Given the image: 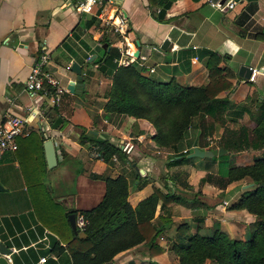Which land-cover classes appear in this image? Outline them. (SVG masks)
<instances>
[{"label":"crops","instance_id":"0c3cea01","mask_svg":"<svg viewBox=\"0 0 264 264\" xmlns=\"http://www.w3.org/2000/svg\"><path fill=\"white\" fill-rule=\"evenodd\" d=\"M74 1L0 0V119L4 112L11 111L29 120V132L37 131L44 139L50 138L55 149V164L45 165L42 178L53 202L40 210L37 204L33 205L27 187L29 169L33 168L26 157L28 149L21 145L0 156V242L10 248L3 255L7 263L71 264L65 249L72 230L68 220L70 210L95 205L104 191L103 177L118 174H125L129 180L127 201L151 214V220L159 225L157 217L163 209L155 189L178 192L184 197L198 193L199 197L187 203H168L171 222L155 237L162 252L149 253L146 245L138 243L116 253L107 264H178L168 246L169 240L175 238L176 227L185 222L191 229L198 227L199 233L219 228L231 237L235 232L238 234L250 224L251 215L243 209L231 208L230 204L246 179L227 182L217 172L218 160H211V156L167 164L169 152L154 144V128L144 118L124 114L116 123L107 121L102 107L110 78L100 72L101 61L97 59L103 60L104 53L107 54L103 52L104 35L109 46L119 52L113 59L117 64H123L121 61L129 59L131 53L133 59L129 64L140 66L142 74L158 80L174 78L183 86H197L207 82V56L198 55L201 49H210L220 56L218 65L231 82L229 88L216 95L226 98L228 107L223 112V123L211 131V136L218 140L225 128L240 124L251 135L254 113L264 100V0H235L232 7L221 9L212 6L210 0H172L163 21L152 16L160 5H147L146 0H113L101 9L102 19L96 13L77 11ZM118 15L126 21L123 31L114 30L111 23L105 22L106 18ZM90 16H95L99 23L85 28L83 22ZM164 38L168 44L161 49ZM63 41L79 57L87 54L82 63L63 46ZM136 47L138 54L134 56ZM41 52L49 57L44 70L63 89L55 103L53 87L46 95H30L24 88L28 69ZM73 60L80 65L82 85L70 92L66 85L76 77L69 69ZM240 65L257 67L260 72L253 81H248L238 74ZM30 106L40 113L30 117L26 109ZM51 106L64 119L61 127H52L48 122L46 112ZM211 121V116H204L205 124ZM81 132L83 136L105 135L119 148L128 140L132 144L129 153H125L128 162L123 163L116 155L110 158L111 162L91 156L90 151L94 146L97 149V145L88 140L80 142ZM193 132L189 129L190 134ZM206 136L210 134H205L204 140ZM197 146L210 147L198 143ZM233 152L256 154L246 148ZM243 163L248 162L235 164ZM201 177L205 180L199 184ZM224 193L230 197H223ZM239 234L244 235L245 231ZM169 252L173 258L167 255Z\"/></svg>","mask_w":264,"mask_h":264},{"label":"trees","instance_id":"16d2710c","mask_svg":"<svg viewBox=\"0 0 264 264\" xmlns=\"http://www.w3.org/2000/svg\"><path fill=\"white\" fill-rule=\"evenodd\" d=\"M171 1L146 0V3L160 5L155 13L152 12V16L158 21H163L165 10ZM98 23L99 20L95 16H90L84 20L83 26L87 28ZM101 39L106 42L103 52L107 54L104 53L103 60L97 59L101 61L98 69L110 78L107 98L102 107L104 118L116 123L119 117L129 114L148 120L154 128V144L169 152V165H177L182 159L188 158L187 153L191 151L194 140L207 147L205 134L211 135V131L223 123V112L228 107L226 98L216 96L231 85L218 65L220 56L210 49H201L198 56H207V82L197 86H183L174 78L158 80L152 75H144L142 68L135 63L117 64L113 60L119 55L117 48L109 46L104 35ZM62 44L73 53L79 63L87 56L82 54L83 57H79L66 41ZM45 88L47 94L52 92L50 86ZM205 115L212 118L208 125L204 122ZM46 116L52 127L63 125L64 119L56 113L53 106L46 112ZM253 121L251 135L243 124L236 128H225L217 144L223 147L225 152L209 157L211 160H218L217 172L227 182L246 179L247 182L253 183L242 188L230 204L231 208L243 209L254 216L249 237L234 238L219 228H214L209 235L199 233L198 227L187 232V223H182L176 227L175 238L169 240L168 246L176 256L178 264H264V187L260 185L261 182L264 183V100L259 103ZM189 129L194 132L190 134ZM78 138L80 142H95L97 150L106 162H111L112 154L123 163L128 162L125 153L105 135L95 136L87 133L83 136L81 132ZM43 140V135L37 131L16 137L17 148L23 145L28 149L26 157L33 168L29 169L27 187L33 205L37 204L39 210L53 202L48 187L42 183L46 169ZM245 148L256 151L251 162L221 167L228 152ZM204 180L205 178L201 177L199 182ZM103 182L102 197L95 205L70 210L74 216L81 213L86 220L83 229L85 236L82 237L67 225L70 237L66 239L65 249L71 258V264H107L116 253L138 243L146 245L149 253L162 252L163 248L155 242V237L165 227H169L171 222L167 205L170 202L187 203L188 199L178 192H160L155 189L163 209V213L157 217L161 223L159 225L151 220V214L144 213L127 201L129 180L125 174L103 177ZM65 222L67 224V221Z\"/></svg>","mask_w":264,"mask_h":264},{"label":"built area","instance_id":"2783aa9c","mask_svg":"<svg viewBox=\"0 0 264 264\" xmlns=\"http://www.w3.org/2000/svg\"><path fill=\"white\" fill-rule=\"evenodd\" d=\"M113 2V0H75L74 7L77 11L87 12V13H96L98 14L101 19L104 18L102 16L101 9L108 3ZM235 3V0H228L221 4L217 2H211L210 4L214 7L221 9L223 6L232 7ZM101 11V12H100ZM116 18V20H115ZM105 22H109L114 26V30L123 31L126 27L125 19L118 15L114 16V19L106 18ZM130 58L121 61L123 64H129L132 62L133 56L131 53L129 54ZM48 54L45 52L39 53L34 62L28 69L24 80V88L26 92L30 95H35L37 93L46 95L47 89L45 86L53 87V103L57 102L59 99L60 94L62 93L63 89L58 86L57 80L51 76L46 70H44V65L48 60ZM119 61L118 59H116ZM250 73L246 80L253 81L255 76L260 71L257 67L249 66ZM28 109V115L30 117L40 113L39 110L34 109L32 106L26 107ZM27 119L22 118L21 116L11 112L6 111L4 112L2 118L0 119V156L4 151H13L17 148L16 137L21 135H26L30 131V126L28 124ZM206 141L208 145H211L213 140H217L215 137L206 136ZM132 144L128 140L123 142L120 146V149L124 153H129L131 150ZM184 151V149H183ZM91 156L102 158L99 151L94 146L90 151ZM115 154L111 155V158H114ZM86 220L82 216L81 213H77L74 216V224L75 228L78 231H82L84 229ZM42 259V258H41Z\"/></svg>","mask_w":264,"mask_h":264},{"label":"water","instance_id":"95a60500","mask_svg":"<svg viewBox=\"0 0 264 264\" xmlns=\"http://www.w3.org/2000/svg\"><path fill=\"white\" fill-rule=\"evenodd\" d=\"M210 1L211 2H217L218 4H221L225 0H210ZM135 43H136V46H138L137 40L135 41ZM167 44H168V40L166 38H164L162 40V42L160 43V48L164 49L167 46ZM137 54H138V50L136 47V49L133 52V55L137 56ZM92 57H93V55L91 57H89L88 60L90 61L92 59ZM69 69L76 74V77L74 80L67 83L66 88L70 92H73L74 90L81 88L82 73H81L79 63H77L75 60H73L70 63ZM249 73H250V67L249 66H246V65H240L239 66V68H238V74L239 75L247 78ZM42 146H43V152H44L46 166L51 167L55 164V149H54L53 142L51 141L50 138H45L42 141ZM224 151H225V149L223 147L200 149L197 146L196 140H194L192 142V145H191V151L189 153H187V157H194V156L203 157V156L220 155V154L224 153ZM134 168L138 171H141V169L137 168L136 166ZM252 184H253L252 182H246L242 186L244 188V187H249ZM260 185L264 187L263 182H261ZM1 188H2V186L0 185V189ZM68 220H69V224H70L71 229L74 232H77V230L75 228V224H74V214L73 213L68 214ZM77 234L79 237L85 236V232L83 230L78 231ZM9 252H10V248L8 246H6L5 244H3L2 242H0V264H8L5 256H3V255L8 254Z\"/></svg>","mask_w":264,"mask_h":264},{"label":"rangeland","instance_id":"374dc122","mask_svg":"<svg viewBox=\"0 0 264 264\" xmlns=\"http://www.w3.org/2000/svg\"><path fill=\"white\" fill-rule=\"evenodd\" d=\"M210 137H212L211 135H210ZM206 140V139H205ZM219 140V139H218ZM218 140H213L214 142H212V144L210 145V146H214V147H216L217 146V144H218ZM253 155H252V153H246L245 155H243V153H240V152H233V151H231V152H228L227 154H226V156H225V161L223 160L222 161V166L221 167H224V166H226V165H231V164H235V163H239V162H249V161H252V159H253ZM193 159H196V160H198L199 159V157H197V156H194V157H188V158H184V160L185 161H190V160H193ZM221 164V163H220ZM219 167V166H218ZM201 183H203V182H199V184H201ZM196 196L197 197H199V195H198V193H193V194H189V196L188 197H185L186 199H195L196 198ZM223 197H230V194L229 193H224L223 194ZM197 199V198H196ZM232 199L233 198H230V202L232 201ZM222 204L223 205H225L226 204V201H222ZM216 209H219V207H218V204H217V206H216ZM247 212V211H246ZM248 213V212H247ZM248 214H250L251 215V222H249L250 224L249 225H246V227L245 228H241L240 229V231H239V233H243L244 231H245V234L244 235H242V234H237L236 232L235 233H233V235H232V232H230V234L233 236V237H241V238H243V239H245V238H247V237H249V235H250V231L252 230V221L254 220V216L251 214V213H248ZM188 223V222H187ZM189 229V230H188ZM190 231H192L191 230V228H190V226L188 225L187 226V232H190ZM230 231V230H229ZM200 233H203V234H209V233H212V230H210V229H207V230H202ZM241 235V236H240ZM167 255H169V257H172L173 258V255H172V253L171 252H169V253H167Z\"/></svg>","mask_w":264,"mask_h":264}]
</instances>
